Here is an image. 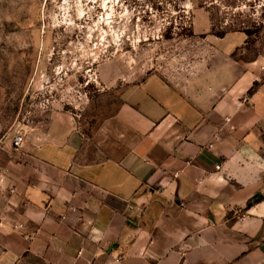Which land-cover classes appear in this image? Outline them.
I'll use <instances>...</instances> for the list:
<instances>
[{"label":"crops","instance_id":"obj_1","mask_svg":"<svg viewBox=\"0 0 264 264\" xmlns=\"http://www.w3.org/2000/svg\"><path fill=\"white\" fill-rule=\"evenodd\" d=\"M233 64L123 85L89 132L51 110L4 134L0 264H264V82Z\"/></svg>","mask_w":264,"mask_h":264},{"label":"rangeland","instance_id":"obj_2","mask_svg":"<svg viewBox=\"0 0 264 264\" xmlns=\"http://www.w3.org/2000/svg\"><path fill=\"white\" fill-rule=\"evenodd\" d=\"M230 59L264 82V0H0V144L51 110L89 132L119 87Z\"/></svg>","mask_w":264,"mask_h":264},{"label":"built area","instance_id":"obj_3","mask_svg":"<svg viewBox=\"0 0 264 264\" xmlns=\"http://www.w3.org/2000/svg\"><path fill=\"white\" fill-rule=\"evenodd\" d=\"M23 141H24V135L22 133H16L12 139V148L14 150L20 149L21 146L23 145ZM219 168L220 166H216V170H219Z\"/></svg>","mask_w":264,"mask_h":264}]
</instances>
